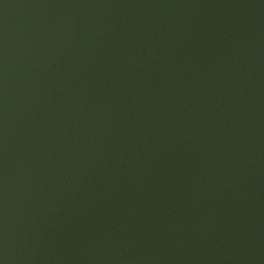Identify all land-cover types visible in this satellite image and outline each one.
<instances>
[{
	"label": "water",
	"instance_id": "95a60500",
	"mask_svg": "<svg viewBox=\"0 0 264 264\" xmlns=\"http://www.w3.org/2000/svg\"><path fill=\"white\" fill-rule=\"evenodd\" d=\"M0 264H264V0H0Z\"/></svg>",
	"mask_w": 264,
	"mask_h": 264
}]
</instances>
